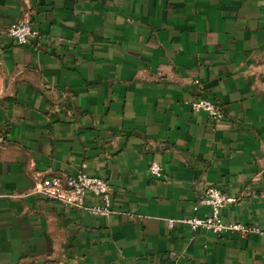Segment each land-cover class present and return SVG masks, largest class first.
Returning a JSON list of instances; mask_svg holds the SVG:
<instances>
[{
	"label": "crops",
	"instance_id": "crops-1",
	"mask_svg": "<svg viewBox=\"0 0 264 264\" xmlns=\"http://www.w3.org/2000/svg\"><path fill=\"white\" fill-rule=\"evenodd\" d=\"M83 163L107 217L34 193ZM210 185L261 233L180 222ZM0 264H264V0H0Z\"/></svg>",
	"mask_w": 264,
	"mask_h": 264
},
{
	"label": "built area",
	"instance_id": "built-area-1",
	"mask_svg": "<svg viewBox=\"0 0 264 264\" xmlns=\"http://www.w3.org/2000/svg\"><path fill=\"white\" fill-rule=\"evenodd\" d=\"M7 35L16 44L27 45L35 35L30 17L26 16L10 26L7 29ZM193 84L198 85L199 82L194 80ZM185 105L192 111L205 112L212 122L219 121L223 116L222 109L203 96L193 102H186ZM85 169L86 164L83 163L76 174L45 178L39 183L34 193L40 194L46 200L58 202L64 207L85 211L92 216L107 217L114 212L111 207L110 186L104 179L88 175ZM148 170L152 177L160 176L158 162L151 161ZM88 198L97 199V203L88 205L86 203ZM233 202H235V198L224 194L217 186H206L198 197L197 205L208 207L210 215L181 220L180 222L188 225L192 230L201 228L217 236L229 232L245 238L252 233H261L257 228L245 226L238 222L225 223L220 220V210Z\"/></svg>",
	"mask_w": 264,
	"mask_h": 264
}]
</instances>
